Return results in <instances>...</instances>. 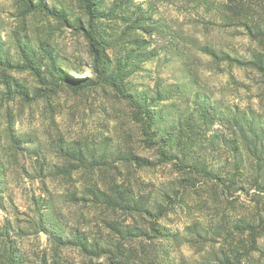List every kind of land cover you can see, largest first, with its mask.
<instances>
[{"label": "rangeland", "instance_id": "1", "mask_svg": "<svg viewBox=\"0 0 264 264\" xmlns=\"http://www.w3.org/2000/svg\"><path fill=\"white\" fill-rule=\"evenodd\" d=\"M0 0V264H264V0Z\"/></svg>", "mask_w": 264, "mask_h": 264}, {"label": "trees", "instance_id": "2", "mask_svg": "<svg viewBox=\"0 0 264 264\" xmlns=\"http://www.w3.org/2000/svg\"><path fill=\"white\" fill-rule=\"evenodd\" d=\"M87 5H88V8L90 10V12L93 14L95 8H93L94 6L98 5L97 3H94L93 0H85Z\"/></svg>", "mask_w": 264, "mask_h": 264}]
</instances>
